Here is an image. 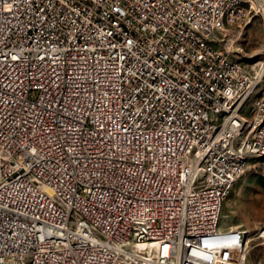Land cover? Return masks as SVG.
I'll list each match as a JSON object with an SVG mask.
<instances>
[{
    "label": "built area",
    "instance_id": "1",
    "mask_svg": "<svg viewBox=\"0 0 264 264\" xmlns=\"http://www.w3.org/2000/svg\"><path fill=\"white\" fill-rule=\"evenodd\" d=\"M226 2L0 0V264H241L222 210L264 148V55L249 73L219 40Z\"/></svg>",
    "mask_w": 264,
    "mask_h": 264
},
{
    "label": "rangeland",
    "instance_id": "2",
    "mask_svg": "<svg viewBox=\"0 0 264 264\" xmlns=\"http://www.w3.org/2000/svg\"><path fill=\"white\" fill-rule=\"evenodd\" d=\"M230 31L222 34V40L231 48L234 58L254 73L257 70L255 64L264 55V16L254 17L246 26ZM263 87L264 81L250 103L261 95ZM222 216V225H241L249 230L241 264H264V157L250 160L247 170L226 198Z\"/></svg>",
    "mask_w": 264,
    "mask_h": 264
},
{
    "label": "bare ground",
    "instance_id": "3",
    "mask_svg": "<svg viewBox=\"0 0 264 264\" xmlns=\"http://www.w3.org/2000/svg\"><path fill=\"white\" fill-rule=\"evenodd\" d=\"M236 8L242 10H249V0H229V2L224 3L221 7L220 18H216V28L217 29H226L229 24V31L234 27H238V21H231L232 13ZM260 7L264 9V0H260ZM258 16H264V14H258ZM222 34L219 33V40H222ZM207 49H217L216 41L207 42ZM246 72L252 73L246 69ZM257 73V70L254 72ZM216 122L218 125H226V113H216ZM258 137H264V120L261 121L260 126H258ZM255 157H264V148H258L254 154L250 156V160ZM221 160L232 161L233 152H222ZM234 186H228L227 195H229ZM28 191L36 193L45 192V184H38L37 182H28ZM204 207H211V200H204ZM141 202H131V210H140ZM131 222H144V215H131ZM228 233H235V226H228ZM135 228L126 229V238L127 240H134ZM205 241L213 242V232L205 231ZM224 235H216V243H223ZM157 250V242H149V251ZM235 257V256H233Z\"/></svg>",
    "mask_w": 264,
    "mask_h": 264
}]
</instances>
